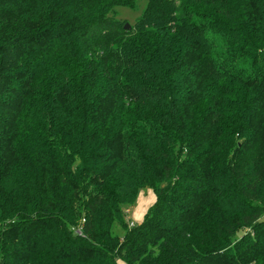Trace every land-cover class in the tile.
<instances>
[{"label":"trees","instance_id":"obj_1","mask_svg":"<svg viewBox=\"0 0 264 264\" xmlns=\"http://www.w3.org/2000/svg\"><path fill=\"white\" fill-rule=\"evenodd\" d=\"M135 5L0 0V264H264V0Z\"/></svg>","mask_w":264,"mask_h":264},{"label":"rangeland","instance_id":"obj_2","mask_svg":"<svg viewBox=\"0 0 264 264\" xmlns=\"http://www.w3.org/2000/svg\"><path fill=\"white\" fill-rule=\"evenodd\" d=\"M135 4V8L133 9L117 8L118 20L125 21L131 26L135 25L146 8L147 0H135ZM156 202L157 197L152 189L145 188L140 190L137 194L135 203L132 206H125L123 208L125 220L129 225L142 224ZM112 232L119 238L124 236V230L118 224H114ZM120 264L126 263L121 261Z\"/></svg>","mask_w":264,"mask_h":264},{"label":"water","instance_id":"obj_3","mask_svg":"<svg viewBox=\"0 0 264 264\" xmlns=\"http://www.w3.org/2000/svg\"><path fill=\"white\" fill-rule=\"evenodd\" d=\"M130 29H131V25L126 24V25H125V30H130Z\"/></svg>","mask_w":264,"mask_h":264}]
</instances>
